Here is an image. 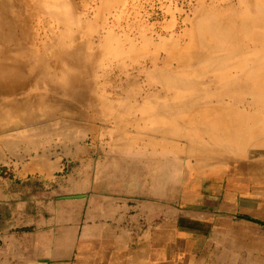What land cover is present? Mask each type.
I'll return each mask as SVG.
<instances>
[{
    "label": "bare ground",
    "instance_id": "1",
    "mask_svg": "<svg viewBox=\"0 0 264 264\" xmlns=\"http://www.w3.org/2000/svg\"><path fill=\"white\" fill-rule=\"evenodd\" d=\"M225 4L219 0L220 10L215 13L205 8L196 11L185 43L141 35L140 39L128 37L125 52L124 46L117 51L102 50L104 56H125L131 63L146 61L141 81L152 79L161 86L158 90L129 86L121 98L119 89H108V95L93 93L97 91L86 76L93 75L94 64L102 56L98 57L99 51L94 55L87 50L90 42L81 40L86 33L79 34L80 22L67 0H0V135H21L15 126L23 124L53 126L54 115L63 119L69 110H76L78 116L77 106L85 105L101 110L106 121L120 126L128 120L119 118L118 111L128 106V110L144 111L146 122L158 120L159 133L165 139L200 141L192 152L212 158L239 157L240 145L258 141L252 128L258 129V137L264 135V117L259 113L264 106V0ZM161 50L164 57L154 55ZM172 63L177 67L172 68ZM143 91L147 93L143 104L128 100V93ZM239 94L251 98L235 97ZM214 97H220L216 103ZM225 97L255 110L241 114ZM195 108L197 111H192ZM150 110L161 114L149 120ZM203 136L207 143L202 142ZM253 151L262 155L254 147Z\"/></svg>",
    "mask_w": 264,
    "mask_h": 264
},
{
    "label": "crops",
    "instance_id": "2",
    "mask_svg": "<svg viewBox=\"0 0 264 264\" xmlns=\"http://www.w3.org/2000/svg\"><path fill=\"white\" fill-rule=\"evenodd\" d=\"M146 94L128 100L143 104ZM145 118H128V142L79 152L70 173V158L54 156L0 183V264L204 262L236 199L205 179L182 181L180 139L163 138L161 123ZM185 142L196 161L213 159L191 151L200 141Z\"/></svg>",
    "mask_w": 264,
    "mask_h": 264
},
{
    "label": "rangeland",
    "instance_id": "3",
    "mask_svg": "<svg viewBox=\"0 0 264 264\" xmlns=\"http://www.w3.org/2000/svg\"><path fill=\"white\" fill-rule=\"evenodd\" d=\"M220 1L223 2V5H226L227 2L230 5L235 4V0ZM232 1L233 3H231ZM67 2L80 22L79 29H83L79 30V34L86 33L87 37L83 35L81 40L90 42V48L87 50L94 55H97V51H99L98 57L102 56L100 58L102 60L98 59L94 64L93 75L86 76L97 91L93 93L108 95V89H119L121 98L125 93L123 90L129 86L139 87L138 89L149 86L148 88L153 87V90H158L161 86L154 83L152 79L148 83L141 81L144 80V77L140 71L147 65L146 61L140 60L131 63L125 56H104L101 53L102 50L117 51L121 46H124L122 52H125L128 50V37L140 39L141 35L143 37L153 35L152 38L156 41L162 39L165 40L164 42H168L175 38L174 41L180 39V43H185L189 40L188 33L192 25L190 23L193 22L201 8L207 9V12L210 13L220 10L219 0H67ZM161 4H165V7ZM155 52L157 54L154 55L160 56V58L165 56L162 50L159 51L160 54L158 51ZM133 75L134 77H132ZM196 82L198 83V81ZM125 96L127 97V95ZM244 96L246 99L251 98L249 94H239L235 97L242 98ZM219 98L214 97V103ZM224 100L231 102L232 107L238 109L241 114H251L255 110L244 103H237L234 99L229 100L225 97ZM77 107L78 113L80 112L78 116L76 110H74L75 113L69 110L68 117L63 119L59 118V115H54L53 122L50 123L53 126L48 125L44 128L37 126L35 128L23 124L20 125V128L15 126V132H22L21 135H0V183L3 180H13L14 177L24 174V169L30 171L28 164L35 159L65 156L70 160H67L68 163L65 162V165H69V167L64 170L70 173L77 169V164L72 162L71 158L79 152L85 150L94 152L95 144L98 142L102 144L114 140L119 143L128 142V127H126L128 124L119 127L113 121L106 122V119L101 115L103 112L99 109L87 105ZM260 109L259 113L264 117V106H260ZM118 112L120 113L119 118L123 120H128V118L141 120V117H144L142 110L131 108L128 110V106L122 107ZM149 113L154 114L150 115L149 120L157 116L153 110H150ZM48 127L49 129H47ZM170 129L172 130V128ZM252 129L255 130L254 136L255 138L257 136L259 142L240 145L241 149L243 147L242 154L235 158L231 155L227 159H222L224 157L221 156L211 160L196 161L188 152L189 149L186 150L188 144L185 142V137L181 138L178 145L181 148L179 155L181 157L182 181L190 178L198 184L205 179L208 181L207 185L219 187L222 185L223 189H227L234 196L238 206V210L232 215L233 219L229 226L222 227L220 233L216 235L213 246L206 252L202 264H264V135L258 137V129L256 127ZM69 132L70 134H68ZM168 132H170L169 128ZM185 133L186 131H182V136H185ZM65 135L66 137H64ZM175 139L177 140V138ZM201 140L202 142L207 141L204 136ZM253 147L254 150L262 152L260 157H254ZM234 150H236V146Z\"/></svg>",
    "mask_w": 264,
    "mask_h": 264
}]
</instances>
